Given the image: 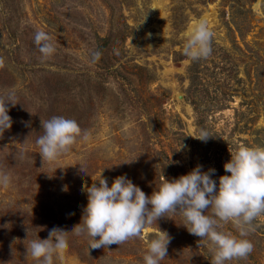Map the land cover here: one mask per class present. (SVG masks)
<instances>
[{"label": "rangeland", "instance_id": "obj_1", "mask_svg": "<svg viewBox=\"0 0 264 264\" xmlns=\"http://www.w3.org/2000/svg\"><path fill=\"white\" fill-rule=\"evenodd\" d=\"M201 19L212 53L193 61L183 47ZM39 30L54 40L48 59L34 43ZM0 57V96L18 98L0 137V171L12 176L0 185V264H39L30 242L81 223L82 185L102 171L109 186L126 174L150 196L163 177L197 165L215 169L218 185L238 147L264 146V0H0ZM52 116L75 119L90 139L43 163L36 140ZM200 129L206 142L195 139ZM183 224L167 216L140 238L100 249L72 234L54 264H144L157 227L172 238L160 264H210L208 242ZM222 230L238 235L232 222ZM246 238L250 256L228 264H264V215Z\"/></svg>", "mask_w": 264, "mask_h": 264}, {"label": "clouds", "instance_id": "obj_2", "mask_svg": "<svg viewBox=\"0 0 264 264\" xmlns=\"http://www.w3.org/2000/svg\"><path fill=\"white\" fill-rule=\"evenodd\" d=\"M213 32L206 20H199L187 38L183 53L193 61L208 58L212 53ZM34 43L43 59L56 52L50 33L39 30ZM102 53H91V61L96 62ZM6 66L0 57V69ZM17 95L10 90L0 96V137L13 124L8 115V105L18 104ZM43 135L36 144L42 161L52 162L71 150L78 138L90 139L88 130L82 129L75 119L52 116L41 121ZM209 133L200 129L198 139L206 142ZM197 165L188 174L171 180L163 177L159 188L146 195L126 174L117 176L109 186L108 179L100 173L89 186L82 185L87 195V205L83 209L81 223L69 232L54 227L46 239L37 238L30 242L27 253L39 264H54V258L68 248L69 235H86L90 238L89 249L108 248L121 245L133 238L142 237L145 229L167 216L179 215L189 234L207 241L212 253L210 264H228L232 260L247 259L254 249L246 237L253 230V222L264 215V146L238 147L231 159L224 164L223 175L217 181L212 177L215 169L202 170ZM80 171L88 175L83 166ZM12 176L0 171V185L10 186ZM232 222L238 235L222 230V224ZM98 238V239H97ZM171 237L167 231L157 227V234L147 243L143 256L144 264H160L167 257Z\"/></svg>", "mask_w": 264, "mask_h": 264}]
</instances>
